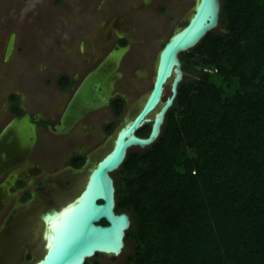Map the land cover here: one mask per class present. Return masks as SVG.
<instances>
[{
  "label": "trees",
  "instance_id": "obj_1",
  "mask_svg": "<svg viewBox=\"0 0 264 264\" xmlns=\"http://www.w3.org/2000/svg\"><path fill=\"white\" fill-rule=\"evenodd\" d=\"M221 3L226 30L180 54L159 138L113 173L132 219L125 264H264V0ZM112 105L121 115L125 100Z\"/></svg>",
  "mask_w": 264,
  "mask_h": 264
},
{
  "label": "rangeland",
  "instance_id": "obj_2",
  "mask_svg": "<svg viewBox=\"0 0 264 264\" xmlns=\"http://www.w3.org/2000/svg\"><path fill=\"white\" fill-rule=\"evenodd\" d=\"M162 6L167 10L161 11ZM193 6L194 0H0V123L6 116L9 97L17 93L25 107L39 101L47 110L56 100L60 111L67 97L57 91L58 76L68 72L83 74L94 67L110 53L116 33L124 31L129 33L130 45L123 55V77L116 80L114 87L127 101L120 117L108 115L117 128L126 116L134 115L151 90L158 54L172 33L187 23ZM225 30L219 23L213 32ZM11 39L14 47L7 56ZM169 94L168 85L165 96ZM104 114H110L109 109L105 108L98 117ZM97 123L103 138L99 145L84 141V146H74L82 147L96 157L95 161L111 147L114 135L109 137L110 133ZM42 137L40 144L53 143L49 136L41 134ZM56 151L60 160L71 153L63 142ZM40 165L46 169L48 162ZM85 180L86 176L73 189V197L83 189ZM98 259L102 264L125 261L122 254L116 260L104 254Z\"/></svg>",
  "mask_w": 264,
  "mask_h": 264
},
{
  "label": "water",
  "instance_id": "obj_3",
  "mask_svg": "<svg viewBox=\"0 0 264 264\" xmlns=\"http://www.w3.org/2000/svg\"><path fill=\"white\" fill-rule=\"evenodd\" d=\"M221 10V0H195L188 23L174 31L158 54L153 85L142 107L135 115L124 118L112 136L114 143L103 156L93 163L90 158L87 160L84 169L90 174L73 201L64 209L47 215L50 221L48 250L36 264H84L87 258L98 253L122 254L132 219L128 212L116 211L113 172L122 166L130 148H146L159 138L166 115L175 105L179 85L184 79L180 54L197 46L208 32L218 27ZM13 47L14 40L11 39L7 56ZM128 48L111 52L105 63L85 78L66 110L59 129L72 126L89 108L110 104L115 82L123 75L118 71L120 60ZM170 80L171 92L165 96L164 90ZM152 113H155L153 118ZM148 123L152 124L150 133L140 135L138 131ZM15 130H19L17 121L3 132L0 155L4 149H9L17 157H23L30 151L34 140H29L30 137L23 133L16 134ZM102 221H106V224Z\"/></svg>",
  "mask_w": 264,
  "mask_h": 264
},
{
  "label": "flooded vegetation",
  "instance_id": "obj_4",
  "mask_svg": "<svg viewBox=\"0 0 264 264\" xmlns=\"http://www.w3.org/2000/svg\"><path fill=\"white\" fill-rule=\"evenodd\" d=\"M159 9L166 11L167 7L162 6ZM128 34L124 31L116 33L110 53L130 45ZM108 55L98 60L94 67L83 74L75 75L68 72L58 76L55 83L57 91L67 97L60 111L57 109L56 100L46 110L47 106L41 105L39 101L30 108L25 107L19 93L15 98L13 95L9 97L6 116L0 123V137L17 121L19 130H15L16 134L23 133L30 137L29 140H34V143L23 157H20L21 155L17 157L9 149H4L7 151L0 155V264H36L43 257L47 250V235L50 228L47 215L55 210L64 209L73 201L77 196L73 197V189L82 183L87 173L84 165L89 158L91 163L96 158L87 154L82 147L75 149L74 146L77 143L84 146V141H89L92 146L99 145L103 138L98 134L97 122H100L104 132L110 133L109 137L117 129L108 116L120 117L112 103L120 97L125 100V105L127 101L123 94L117 92V87H114L115 91L113 89L108 106L89 108L72 126L59 129L63 116L83 81L92 71L105 63ZM124 58L123 56L120 60L118 68L120 72ZM63 75L70 78V83L65 86L60 82ZM105 108L109 109L110 114L98 117L105 113ZM111 125L113 132L108 130ZM41 134L49 136L53 143L40 144L41 140L43 141ZM62 142L70 147L71 153L60 160L56 150L57 145H62ZM35 153L37 159L33 161ZM42 162H48L46 169L41 167ZM78 162L81 164L77 165ZM101 254L87 258L84 264H102L98 259ZM120 255L112 256L116 260Z\"/></svg>",
  "mask_w": 264,
  "mask_h": 264
},
{
  "label": "bare ground",
  "instance_id": "obj_5",
  "mask_svg": "<svg viewBox=\"0 0 264 264\" xmlns=\"http://www.w3.org/2000/svg\"><path fill=\"white\" fill-rule=\"evenodd\" d=\"M194 7V6H193ZM122 77H123V75H122ZM170 86L171 85V80L170 81H168V83L166 84V87H165V90H164V94H166V88H167V86ZM170 92H171V86H170ZM148 96V94L147 95H145V97H144V99L141 101V103L139 104V106H138V108L135 110V113H134V115L138 112V110L142 107V104L144 103V101H145V99H146V97ZM154 114L155 113H152L151 114V117L153 118L154 117ZM114 143V141L112 142V144ZM107 151V150H106ZM106 151H104V153H103V155L106 153ZM102 155V156H103ZM89 174H90V171L88 172V173H86L85 174V176H86V180H85V182H87V179H88V176H89ZM85 185V184H84ZM47 237H48V235H47ZM48 243H49V240H48V242H47V250H48ZM47 250H46V252H47ZM45 252V253H46ZM45 253H44V255H45ZM43 255V256H44Z\"/></svg>",
  "mask_w": 264,
  "mask_h": 264
}]
</instances>
